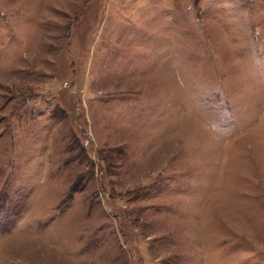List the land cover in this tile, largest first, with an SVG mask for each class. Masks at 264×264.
Listing matches in <instances>:
<instances>
[{"label": "rangeland", "instance_id": "obj_1", "mask_svg": "<svg viewBox=\"0 0 264 264\" xmlns=\"http://www.w3.org/2000/svg\"><path fill=\"white\" fill-rule=\"evenodd\" d=\"M0 264H264V0H0Z\"/></svg>", "mask_w": 264, "mask_h": 264}]
</instances>
